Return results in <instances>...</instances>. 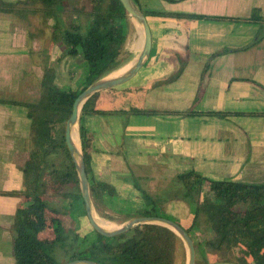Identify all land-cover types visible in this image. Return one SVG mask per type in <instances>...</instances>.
<instances>
[{
	"label": "crops",
	"instance_id": "0c3cea01",
	"mask_svg": "<svg viewBox=\"0 0 264 264\" xmlns=\"http://www.w3.org/2000/svg\"><path fill=\"white\" fill-rule=\"evenodd\" d=\"M139 5L147 11L224 16H247L260 7L264 15V0H139ZM36 16H32V25L37 27ZM147 17L152 30L149 57L131 79L101 90L96 105L160 112L87 113L82 117L93 133L95 178L112 183L119 197L133 204L144 203L136 181L157 196L177 172L191 168L211 178L264 180V37L254 42L260 23L159 14ZM55 22L51 17L44 28L33 30L20 17L0 11V264L14 263L11 225L23 202L1 192L20 189L24 183L20 164L31 119L23 102L38 98L45 63L60 69L71 61L66 57L60 61L67 44L50 38ZM135 30L139 40L142 29L135 24ZM218 51L222 52L210 60ZM177 55L187 58L180 76L155 83L175 72ZM189 109L198 112L182 113ZM212 110L228 114L207 112ZM163 210L183 226L192 225V207L183 199L168 200ZM190 234L201 264H237L207 249L206 240L213 235L208 222L201 220Z\"/></svg>",
	"mask_w": 264,
	"mask_h": 264
},
{
	"label": "trees",
	"instance_id": "16d2710c",
	"mask_svg": "<svg viewBox=\"0 0 264 264\" xmlns=\"http://www.w3.org/2000/svg\"><path fill=\"white\" fill-rule=\"evenodd\" d=\"M134 1L139 4V0ZM0 11L20 17L28 28L33 24V15L46 20L54 18L50 38L52 42L63 40L68 46L60 61L66 57L68 61L75 59L86 65L84 86L78 89L59 83L56 67L45 63L38 98L23 102L31 119L25 157L20 164L24 183L20 189L1 191L23 201L16 208L11 225L13 264H62L79 257L102 264H186L183 239L164 224L142 223L113 236L100 233L92 225L87 234L79 230V223L88 215L78 170L65 138L66 121L77 95L124 63L133 22L121 0H0ZM144 11L146 15L257 21L260 27L254 42L264 37V15L260 7L253 8L247 16ZM46 20L42 22L45 24ZM220 52L213 53L209 59ZM177 56L175 72L155 83L180 76L187 58ZM208 66L209 61L205 71ZM202 92L201 88L197 99ZM101 93L100 90L86 100L79 120L81 147L97 212L110 219L121 214L122 221L145 214L176 220L163 210V204L181 198L192 207V225L184 226L190 233L201 220L211 225L213 235L206 240L210 252L237 264H264V180L211 178L191 168L177 172L157 196L136 181L144 203L135 206L120 198L112 183L95 178L91 168L93 133L82 117L87 113L160 112L155 108L103 109L96 105ZM197 112L189 109L182 113ZM207 112L228 114L224 110ZM200 261L197 257L196 264H201Z\"/></svg>",
	"mask_w": 264,
	"mask_h": 264
},
{
	"label": "water",
	"instance_id": "95a60500",
	"mask_svg": "<svg viewBox=\"0 0 264 264\" xmlns=\"http://www.w3.org/2000/svg\"><path fill=\"white\" fill-rule=\"evenodd\" d=\"M121 2L123 3L129 15L135 18L142 26L143 43L140 51L137 54V57L135 58L132 65L123 73L114 76H103L94 80L86 88H84L75 98L72 113L66 121L65 138L78 170L86 212L92 226L97 231L107 236H113L125 232L142 223L155 222L167 225L170 228L174 229L184 241L187 257L186 264H196L197 249L192 235L180 222L172 218L161 215H136L130 217L121 225L113 228H107L103 226L96 218L97 210L91 194L89 176L86 170V163L80 140L79 120L81 110L86 100L94 93L112 86L119 85L131 79L144 65L152 50V30L144 9H142V7H140V5L134 0H121ZM76 137L78 138L80 145L77 144ZM62 264L102 263L94 259L79 257L65 261Z\"/></svg>",
	"mask_w": 264,
	"mask_h": 264
},
{
	"label": "rangeland",
	"instance_id": "374dc122",
	"mask_svg": "<svg viewBox=\"0 0 264 264\" xmlns=\"http://www.w3.org/2000/svg\"><path fill=\"white\" fill-rule=\"evenodd\" d=\"M37 19H35V22H38V26H43L42 19L39 15L36 16ZM38 20V21H36ZM131 20L133 22V27L131 28V33L128 36L127 44H126V58L124 60V63L118 67V69H122L127 67L131 62L132 59H135L137 57V54L139 53V47L141 46V38L138 40V35H136L135 30V24H138L141 29V24L133 17H131ZM37 26V27H38ZM36 25H32L30 29H36ZM138 40V41H137ZM138 47V48H137ZM58 69V68H57ZM58 82L65 85H71L76 88H82L84 86V80H85V74H86V65L84 63H79L75 59L71 60L69 64L65 65L64 67L58 69ZM109 74V73H108ZM106 74V75H108ZM105 75V76H106ZM135 206H139V203L134 204ZM98 217L111 221L113 224V227H117L127 221L128 219L122 221L121 214H117V217L115 219H110L108 217L100 215L98 212L96 213ZM116 214V213H115ZM91 222L88 218V216L84 215V219L79 223V230L82 232V234H87L90 232L91 228Z\"/></svg>",
	"mask_w": 264,
	"mask_h": 264
},
{
	"label": "bare ground",
	"instance_id": "6f19581e",
	"mask_svg": "<svg viewBox=\"0 0 264 264\" xmlns=\"http://www.w3.org/2000/svg\"><path fill=\"white\" fill-rule=\"evenodd\" d=\"M142 43H143V34H142V38H141V46H142ZM135 59H132V62L125 68H122V69H115L113 71H111L107 76H114V75H118L120 73H123L124 71H126L131 65L132 63L134 62ZM76 132H77V129H76ZM76 142L78 145H80V142L78 140V138L76 137ZM96 218L98 219V221L105 227L107 228H113V224L111 221H108V220H105V219H102L100 217L97 216L96 214Z\"/></svg>",
	"mask_w": 264,
	"mask_h": 264
}]
</instances>
